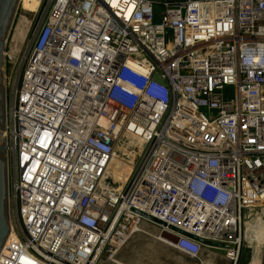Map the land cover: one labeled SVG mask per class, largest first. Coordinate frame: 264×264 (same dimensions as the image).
Segmentation results:
<instances>
[{
  "label": "built area",
  "instance_id": "2783aa9c",
  "mask_svg": "<svg viewBox=\"0 0 264 264\" xmlns=\"http://www.w3.org/2000/svg\"><path fill=\"white\" fill-rule=\"evenodd\" d=\"M34 14L4 48L0 264H125L153 222L137 210L177 251L208 249L205 264L244 247L264 264V0H40Z\"/></svg>",
  "mask_w": 264,
  "mask_h": 264
},
{
  "label": "rangeland",
  "instance_id": "374dc122",
  "mask_svg": "<svg viewBox=\"0 0 264 264\" xmlns=\"http://www.w3.org/2000/svg\"><path fill=\"white\" fill-rule=\"evenodd\" d=\"M40 0H21L17 6V11L14 15L10 28L8 30L6 46H8L11 38L14 40L12 49L16 45H19L16 38H21L26 33L28 25L31 21H35L37 15L34 14V10L37 8ZM13 35V37H11ZM135 140V139H134ZM131 144L140 145V142H133ZM130 153H124V146L119 148L120 152L117 155V162L120 167V172H114L115 179L124 180L129 173L130 165L128 164L131 158L134 156L135 149L130 145ZM125 159V160H124ZM260 230H256L255 242L256 245H260ZM161 235L160 226L154 222H145L144 231L134 233L127 241L122 245L116 254V257L125 264H205L208 259L207 250H204L203 254L197 257H190L185 255L176 249L168 246L159 237ZM259 242V243H258ZM212 248H210L211 250ZM214 250V249H212ZM104 253L100 256L104 258ZM251 251L244 247L238 258L237 264H257L259 257L253 255L250 262ZM214 261L221 264H228L229 259L221 256V251H217L214 256Z\"/></svg>",
  "mask_w": 264,
  "mask_h": 264
},
{
  "label": "water",
  "instance_id": "95a60500",
  "mask_svg": "<svg viewBox=\"0 0 264 264\" xmlns=\"http://www.w3.org/2000/svg\"><path fill=\"white\" fill-rule=\"evenodd\" d=\"M20 0H0V248L2 247L10 231L8 215V187H7V156L6 143L3 136L5 126V89H4V48L8 36V30L16 13ZM137 210V209H135ZM151 221L166 226L167 223L149 213L137 210ZM168 227H171L168 225ZM207 244H222L195 236Z\"/></svg>",
  "mask_w": 264,
  "mask_h": 264
},
{
  "label": "bare ground",
  "instance_id": "6f19581e",
  "mask_svg": "<svg viewBox=\"0 0 264 264\" xmlns=\"http://www.w3.org/2000/svg\"><path fill=\"white\" fill-rule=\"evenodd\" d=\"M17 46V45H16ZM15 50V45H14V49H13V51ZM140 142V141H138V139L137 140H134V139H131V143H133V142ZM124 146V153H126V152H128V153H130V151H131V148H130V146L129 145H123ZM121 147V146H120ZM120 152V150L119 149H116L115 150V156H114V159L111 161V163H110V165H109V174L110 175H112L113 176V174H114V172H120L121 171V167H120V165L118 164V163H116L117 162V155H118V153ZM134 154H135V152H134ZM114 177V176H113ZM115 178V177H114ZM160 237H163V235H160ZM159 237V238H160ZM208 264V263H207Z\"/></svg>",
  "mask_w": 264,
  "mask_h": 264
}]
</instances>
